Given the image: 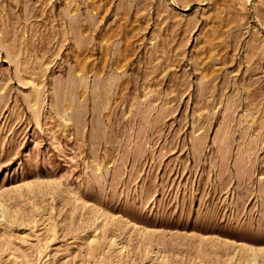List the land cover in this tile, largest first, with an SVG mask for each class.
Segmentation results:
<instances>
[{
  "label": "rangeland",
  "instance_id": "rangeland-1",
  "mask_svg": "<svg viewBox=\"0 0 264 264\" xmlns=\"http://www.w3.org/2000/svg\"><path fill=\"white\" fill-rule=\"evenodd\" d=\"M0 264H264V0H0Z\"/></svg>",
  "mask_w": 264,
  "mask_h": 264
},
{
  "label": "bare ground",
  "instance_id": "bare-ground-1",
  "mask_svg": "<svg viewBox=\"0 0 264 264\" xmlns=\"http://www.w3.org/2000/svg\"><path fill=\"white\" fill-rule=\"evenodd\" d=\"M188 8H185L184 10H187Z\"/></svg>",
  "mask_w": 264,
  "mask_h": 264
}]
</instances>
